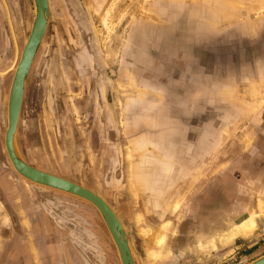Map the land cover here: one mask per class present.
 I'll return each mask as SVG.
<instances>
[{
	"label": "rangeland",
	"instance_id": "obj_1",
	"mask_svg": "<svg viewBox=\"0 0 264 264\" xmlns=\"http://www.w3.org/2000/svg\"><path fill=\"white\" fill-rule=\"evenodd\" d=\"M83 1L92 29L67 0H49L25 95L39 143L27 153L32 131L18 129L19 152L106 199L134 251H157L168 264H248L262 256L264 105L259 111L249 90L257 92L264 65H248L244 44L263 40L249 20L264 11H243L259 1ZM7 2L12 21L10 3L22 19L25 47L35 1ZM12 31L0 0L2 70L16 53ZM13 76H0V91L9 94ZM53 192L55 214H95L108 253L120 258L92 203ZM249 217L255 232L222 245L223 233Z\"/></svg>",
	"mask_w": 264,
	"mask_h": 264
},
{
	"label": "crops",
	"instance_id": "obj_2",
	"mask_svg": "<svg viewBox=\"0 0 264 264\" xmlns=\"http://www.w3.org/2000/svg\"><path fill=\"white\" fill-rule=\"evenodd\" d=\"M258 1L257 8L252 7L250 2L243 11H264V0ZM249 22L254 27L258 24L253 30H256L263 40H259L258 44L254 43L250 47L244 44V47H247V49L244 48L245 58L250 67L251 65L262 67L264 65V17L260 16L257 22L252 20ZM258 86L257 92H252L250 89L249 94L258 95V110L261 111L264 105V79ZM25 95L19 129L20 132L24 131V134H27L28 127L32 131L33 141L25 142L24 146V150L28 153L30 148L26 146L38 145L40 133L33 129L31 119L28 118L30 105L26 108ZM8 98L9 94H5L3 90L0 91V264H122L121 258L117 257L113 260L108 253L106 238L96 227L95 214L94 219L83 215L81 211L79 212L81 214L75 216L55 214L52 210L53 189L29 181L11 167L10 159L5 151L8 120L3 117L5 113L8 116ZM34 115L35 119H38L35 112ZM3 130L4 136L1 134ZM23 157L28 163L41 170L72 180L65 174L45 168L35 155L27 154ZM246 238L238 237V240ZM132 251L135 264H168L166 259H150V250L145 253L139 249Z\"/></svg>",
	"mask_w": 264,
	"mask_h": 264
},
{
	"label": "water",
	"instance_id": "obj_3",
	"mask_svg": "<svg viewBox=\"0 0 264 264\" xmlns=\"http://www.w3.org/2000/svg\"><path fill=\"white\" fill-rule=\"evenodd\" d=\"M2 1L7 12V5L4 0ZM34 1L36 6L34 22L25 47L22 51L18 67L15 70L9 91L7 116L8 126L5 134V151L8 154L14 170L29 181L46 188L55 189L80 197L92 203L99 210L111 233V236L117 246L122 264H135L131 241L126 232L125 226L106 199L72 180L46 172L31 165L22 156L17 147L16 139L18 135L27 80L39 46L44 39L51 12L49 0ZM80 16H82L83 23L85 25L87 24L88 27L92 29L90 26L91 22L88 11H86V13L85 11H81ZM94 45L97 47L95 39ZM16 47L15 43L16 55H18ZM248 264H264V255L249 262Z\"/></svg>",
	"mask_w": 264,
	"mask_h": 264
},
{
	"label": "bare ground",
	"instance_id": "obj_4",
	"mask_svg": "<svg viewBox=\"0 0 264 264\" xmlns=\"http://www.w3.org/2000/svg\"><path fill=\"white\" fill-rule=\"evenodd\" d=\"M4 1H5L6 5H7V12H8L9 9H10L9 8V4H8L7 0H4ZM5 9H6V7H5ZM7 16H8V19L10 21V24L12 25V28H13V31L12 32H13V36H14V39H15V43H16V46H17L16 48L18 50L17 51L18 52L17 53L18 55H16V53H15V59L13 61L12 66L9 69H7L6 71H1L0 70V76L2 78L4 76H6L8 73H10V71H12V70L15 73V70L18 67V63L20 61V57H21L22 51H23V49L20 48L22 45L19 42V38H18L19 36H17L16 29H15L14 23L12 21L11 12L10 13H7ZM133 191H135V190H133ZM85 211H86L85 212V215L86 216H91V212L90 211H88V210H85ZM255 230H256V220L254 218H252V217L246 218V219L242 220L241 222L234 224L233 227H231L229 230L225 231L223 233V236L221 237V243H222V245L223 244L224 245H227V244L233 242L234 240H237L238 237H250L255 232ZM159 234H161V231H160ZM156 240H158V239H156ZM161 242H162V240H161ZM215 247H216V245L213 243V248H215ZM149 256L151 257V259L156 258L157 251L156 252L155 251H151L150 254H149Z\"/></svg>",
	"mask_w": 264,
	"mask_h": 264
},
{
	"label": "flooded vegetation",
	"instance_id": "obj_5",
	"mask_svg": "<svg viewBox=\"0 0 264 264\" xmlns=\"http://www.w3.org/2000/svg\"><path fill=\"white\" fill-rule=\"evenodd\" d=\"M9 1V0H8ZM83 0H79V2L76 0H67V3L70 5V8H71V11H77V13H76V17H79L78 15H80V12L81 11H85V13H86V11H88V8L86 7V5H85V3H84V1L82 2ZM10 3V2H9ZM10 5H11V8H12V13H13V21H14V26H15V29H16V33H17V36H19L20 37V35L21 34H23V29H21V23H20V20H22L21 19V17H19V15L18 16H16V14H15V10H17V9H15V7H13L12 6V4L10 3ZM79 19V18H78ZM82 25H83V23H81ZM12 33V32H11ZM25 36V35H24ZM12 37H13V35H12ZM20 39V38H19ZM22 39V38H21ZM25 41V40H24ZM13 43H14V40H13ZM20 43H21V49H24L23 47H24V43L22 42V41H20ZM22 51V50H21ZM14 59H15V55H14ZM14 61V60H13ZM13 64V63H12ZM12 64H11V66H12ZM10 66V67H11ZM10 67H8L7 69H9ZM6 69V70H7ZM1 71H6V70H2V69H0ZM1 79V78H0ZM54 193V192H53ZM52 197H55V195L53 194V196ZM82 209V210H81ZM79 210L80 211H82V212H84V214L83 215H85V209L84 208H79ZM255 253H259V251L258 250H256L255 251Z\"/></svg>",
	"mask_w": 264,
	"mask_h": 264
}]
</instances>
